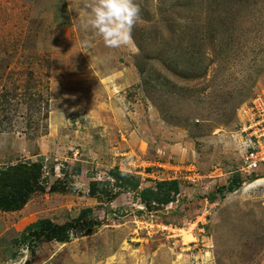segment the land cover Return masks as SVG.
<instances>
[{
  "label": "rangeland",
  "instance_id": "1",
  "mask_svg": "<svg viewBox=\"0 0 264 264\" xmlns=\"http://www.w3.org/2000/svg\"><path fill=\"white\" fill-rule=\"evenodd\" d=\"M83 2L0 0V171L38 163L45 189L0 209V264H264V165L241 171L237 133L264 100V0H136L120 48ZM167 180L170 202L141 197ZM41 219L69 239L21 241Z\"/></svg>",
  "mask_w": 264,
  "mask_h": 264
},
{
  "label": "trees",
  "instance_id": "2",
  "mask_svg": "<svg viewBox=\"0 0 264 264\" xmlns=\"http://www.w3.org/2000/svg\"><path fill=\"white\" fill-rule=\"evenodd\" d=\"M228 1H232L235 4H242L250 0H206V3L210 12L213 15L217 13L218 16L219 12H223L222 14L224 15L231 12L227 8ZM210 21L212 22L213 20ZM42 169L43 167L38 163L20 162L15 165H9L0 171V209L4 212L19 211L36 192L45 190L40 186ZM113 175L126 180L129 186H132L134 190H138L139 183L135 178L118 172H114ZM95 185L94 183L90 185L91 196L96 195L94 192L96 190ZM235 185V183H232L229 188L233 189ZM179 189V182L177 180L159 181L156 190H144L141 193V197L145 200L152 199L158 202L163 200V203H168L172 200V195H176L179 192ZM80 219H82V216L77 221ZM73 228V224L67 226L58 225L52 223L49 219H41L28 225L24 229L21 235V241L27 242L30 238H37L42 241L56 240L66 242Z\"/></svg>",
  "mask_w": 264,
  "mask_h": 264
},
{
  "label": "clouds",
  "instance_id": "3",
  "mask_svg": "<svg viewBox=\"0 0 264 264\" xmlns=\"http://www.w3.org/2000/svg\"><path fill=\"white\" fill-rule=\"evenodd\" d=\"M86 16L82 27L102 38L108 48L127 46L134 26L140 20V7L136 0H84Z\"/></svg>",
  "mask_w": 264,
  "mask_h": 264
},
{
  "label": "built area",
  "instance_id": "4",
  "mask_svg": "<svg viewBox=\"0 0 264 264\" xmlns=\"http://www.w3.org/2000/svg\"><path fill=\"white\" fill-rule=\"evenodd\" d=\"M244 110L248 116L237 133L242 139L240 147L245 152L241 171L250 174L264 165V100L253 99Z\"/></svg>",
  "mask_w": 264,
  "mask_h": 264
},
{
  "label": "bare ground",
  "instance_id": "5",
  "mask_svg": "<svg viewBox=\"0 0 264 264\" xmlns=\"http://www.w3.org/2000/svg\"><path fill=\"white\" fill-rule=\"evenodd\" d=\"M263 181H264V180H258L256 183H261V182H263ZM256 183H255V184H256ZM252 186H253V185H252Z\"/></svg>",
  "mask_w": 264,
  "mask_h": 264
},
{
  "label": "crops",
  "instance_id": "6",
  "mask_svg": "<svg viewBox=\"0 0 264 264\" xmlns=\"http://www.w3.org/2000/svg\"><path fill=\"white\" fill-rule=\"evenodd\" d=\"M136 173H139V172H136Z\"/></svg>",
  "mask_w": 264,
  "mask_h": 264
}]
</instances>
